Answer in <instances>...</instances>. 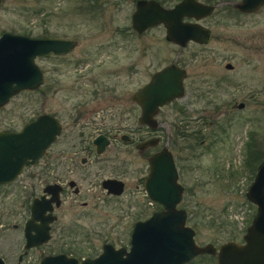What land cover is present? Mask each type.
<instances>
[{
	"label": "rangeland",
	"instance_id": "374dc122",
	"mask_svg": "<svg viewBox=\"0 0 264 264\" xmlns=\"http://www.w3.org/2000/svg\"><path fill=\"white\" fill-rule=\"evenodd\" d=\"M159 1L172 6L179 0ZM235 1L239 0L213 2L214 11L201 19L212 31L207 43L190 41L179 47L165 38L162 24L141 33L132 28L136 0H3L0 34L6 30L72 38L77 44L63 55L36 57L44 82L36 89L21 90L0 106V129H19L39 113H54L63 121L57 141L61 147L81 140L87 143L105 127L139 126L137 134L159 137L153 149L167 143L175 157L184 187L178 207L186 210V225L194 228L196 243L242 242L256 212L246 190L264 158V5L241 12L232 5ZM173 61L187 71L184 95L163 106L156 115L158 127L147 132L137 120L139 110H131L133 92ZM227 62L232 68H226ZM97 95L101 99L105 95L106 103L114 102L109 96H120L113 113L104 119L89 110L96 105ZM80 102L84 108L76 120ZM94 121H104L106 126H92ZM84 123L90 126L83 127ZM114 149L103 156L114 154ZM124 149L122 155L128 158L124 193L107 196L100 185L101 177L119 174L118 160L101 163L104 168L98 174V166L89 163L87 176L72 165L67 174L82 192L77 197L69 192L63 195L54 231L57 241L32 250L20 263L22 242L13 224L21 222L24 200L34 187L39 188L30 172L40 166L28 167L9 185L0 184V256L6 263L37 264L49 251L94 256L106 241L129 249L134 222L160 205L147 197L143 186L146 159L135 147ZM255 149L258 155L249 157ZM82 154H76L74 164ZM65 166L61 163L59 168ZM82 200L89 202L87 207L79 204ZM185 264L216 262L214 255L203 253Z\"/></svg>",
	"mask_w": 264,
	"mask_h": 264
},
{
	"label": "water",
	"instance_id": "95a60500",
	"mask_svg": "<svg viewBox=\"0 0 264 264\" xmlns=\"http://www.w3.org/2000/svg\"><path fill=\"white\" fill-rule=\"evenodd\" d=\"M232 5L241 12H253L264 5V0H239ZM215 6L202 0H179L172 6H164L159 0H136L131 26L141 33L162 24L165 38L179 47H185L190 41L207 43L212 31L200 21L210 15ZM76 44L77 40L72 38L33 37L3 31L0 34V106L21 90L36 89L43 83L37 56L63 55ZM231 67L230 62L226 63V68ZM185 77L186 69L175 61L153 72L150 79L133 93V99L141 107L138 122L156 129L160 107L184 95ZM239 106H243V102ZM60 130V121L49 112L39 113L17 130L0 129V184L15 180L24 165L36 163ZM126 137V134L122 135V138ZM157 141L158 137H152L137 146L142 149ZM92 142L96 152L101 153L110 140L101 133ZM148 163L143 186L147 197L160 207L134 223L129 249L107 242L94 257L79 260L59 253L44 256L39 264H185L203 253L214 255L216 264H264V158L257 164L246 190V197L256 205V212L246 227L243 241L229 239L218 245L196 243L194 228L186 225L187 212L178 207L184 187L178 180L175 159L168 144L152 153ZM102 185L113 194L123 190L122 181L115 178L104 179ZM60 188L58 184L47 185L44 191L51 193V197L34 198L31 204L33 218L40 215L35 208L43 206L44 202L59 203ZM29 246L30 242H27L25 247ZM0 264H6L2 256Z\"/></svg>",
	"mask_w": 264,
	"mask_h": 264
},
{
	"label": "flooded vegetation",
	"instance_id": "af4514ba",
	"mask_svg": "<svg viewBox=\"0 0 264 264\" xmlns=\"http://www.w3.org/2000/svg\"><path fill=\"white\" fill-rule=\"evenodd\" d=\"M225 66H226V64H225ZM42 72H43V82H44V70L43 69H42ZM186 77H187V71H186ZM183 83H184V81H183ZM184 89H185V86H184ZM109 97L114 102L106 103L105 95H104V99H101L98 95L95 96L94 98L96 100V105H93V107L90 108L89 110L94 112V113H97L100 116H102L103 119L106 118L107 114H112L113 113L112 112V110H113L112 108L115 107L114 104L116 102L120 101V96L119 95H115L113 97L109 96ZM132 99H133V95H132ZM132 103H133V108H132V104H131V110H133V111L134 110L135 111L139 110V114H140L141 107L139 106V104L134 99H133ZM80 104H81V102L77 105V107H79V108H78V111H77L76 120H78V118L80 116H82L81 114H82V110L84 108V105L82 106ZM163 106H165V105H163ZM163 106H161L160 109ZM238 106H239V104H238ZM160 109H159V111H160ZM133 111H131V112H133ZM53 115L61 123L60 133L56 137L55 141L52 142L46 148L44 153L39 157L38 161L36 163H33V164L24 165L21 173L19 174V175H21L22 172L25 169H27L28 167L40 166V169L38 171L35 170V171H31L30 172L32 177L37 178V180L39 181V183H40L39 184V188L37 189V188L34 187L33 190L31 191L30 195H28L27 198L24 200V207L22 208L23 209V216H21V219H20L21 222L13 224V228L16 229L17 231H19V236H20V239H21V242H22V250L17 255L18 263L22 262L23 257L24 256H28L29 253L32 250H34L36 248H41V247L46 246V245H48V244H50V243H52L54 241L55 242L57 241V236L54 235V231H55V228L57 227V224H58V221H59V218H60L59 214H58V208L60 207V205L62 203L63 195L69 192L72 195H74L75 197H77L82 192L81 187L77 183L76 179H74L73 177H70V175L67 174V172H72L73 171L72 165H74V167L80 169L79 171L81 173L84 172V174H85V173H89L90 172L89 163H93L94 162L95 165L98 166V169L95 171V173L98 174L104 168V167H102L104 164H101V163L107 162V161H113V160H118V162H121L120 168H118L119 174H117L116 176H103L100 179V185H101L102 189L104 190L105 194L107 196L115 197V196H119L122 193H124V191L127 188V182L125 180L124 173L126 172V167L125 166L127 165V159L128 158L126 156L122 155L124 147H130V146L131 147H135L137 149V151L141 153L142 157L146 159L147 169L149 170L148 157L152 153H154L157 150H160L164 146V144H163V146L161 148L153 149L152 147L156 146L157 143L159 142V137L158 136H152V135L151 136L150 135L146 136V135L137 134V132L139 130L138 129L139 126L134 127L132 125H126L123 128L115 127V126H111V127H107V128L105 127L104 129L98 131L93 136V138H94L98 134L102 133V134L106 135L109 138V140H110V142L106 145V147L104 148V150L101 153L96 152V145L92 142L93 138L90 141H88L87 143L84 140H81L78 145L69 144L67 146L64 145V146L58 147L57 146L58 145L57 141H58V139H59V137L61 135L62 129H63V121L60 118V116H58L57 114L53 113ZM137 120H138V117H137ZM84 124H86V125H83V127H86V126L89 127L90 126L89 123H84ZM97 124H103V125L106 126L104 121H103V123L102 122H95V121L91 123L92 126H96ZM142 125H144V124H142ZM144 126H146V125H144ZM146 127L149 129V130L147 129V132L150 131V130H155V129H150L148 126H146ZM6 130H17V129H6ZM123 134L127 135L126 139L122 138ZM152 137H158V141L155 144L147 145L146 147H144L142 149H140L137 146V144L139 142H143V141H145V140H147L149 138H152ZM53 145L57 146L58 148L56 147V150H53L50 153V148ZM112 147L115 148L114 149V151H115L114 154H112V155L110 154V156L104 157L103 155L105 153H107V152L110 153L111 152ZM148 147L149 148L151 147V148L148 149ZM78 152H83V154L79 156V159H78L79 163L78 164H74L77 161L76 154ZM90 154L94 155V157L91 158V159L88 156ZM42 159H44L46 161H49L50 164H42V162H41ZM71 162H72V164H71ZM61 163H65L66 164V166L64 167L63 170H61L59 168V165ZM148 170H147V173H148ZM18 176H17V178H18ZM84 176H87V174H85ZM106 178H115V179H118V180L122 181V183H123L122 192L119 193V194L109 193L106 190V188H104L103 185H102V181L104 179H106ZM144 179H145V177L142 178L143 182H144ZM15 180H13V181H11L9 183H2V184L9 185V184L13 183ZM50 184H58V185H60V187H61L60 190H59V199H60V201H59L58 204H56L55 201L44 202L43 206H39L38 208H35L36 212L40 213V215L38 217H34L33 218L32 217V206H31V204H32L34 198H39L40 199V198H42L44 196L45 199H48V198L51 197V193L44 191V188L47 185H50ZM79 204L82 205L83 207H87L89 202L87 200H82V201H79ZM132 229H133V227H132ZM131 232H132V230H131ZM130 237H131V235H130ZM42 238H44V239H42ZM27 242H30V246L29 247H25ZM107 242L108 241L103 242V244L107 243ZM129 242H130V240H129ZM109 243H111V242H109ZM103 244H102V246H103ZM101 251H102V249H101ZM59 253H65L68 256H74V257L78 258L79 260H81V259L88 258V257H94V256L98 255L100 252L98 254L94 255V256L78 257L76 255L68 254V253H66L64 251H49V252H46V253L44 252L38 258L37 264H39L40 260L44 256L56 255V254H59ZM3 259H4V257H3ZM4 261L6 263L5 259H4Z\"/></svg>",
	"mask_w": 264,
	"mask_h": 264
},
{
	"label": "trees",
	"instance_id": "16d2710c",
	"mask_svg": "<svg viewBox=\"0 0 264 264\" xmlns=\"http://www.w3.org/2000/svg\"><path fill=\"white\" fill-rule=\"evenodd\" d=\"M162 2L163 1H167V0H161ZM206 1H208V2H210V3H213V2H216V1H218V0H206ZM249 145V144H248ZM248 148H249V146H248ZM258 150H254V151H252V152H249V154H248V156L250 157H255V156H257L258 155V152H257ZM253 167V169H255V165L254 166H252ZM257 168V167H256Z\"/></svg>",
	"mask_w": 264,
	"mask_h": 264
}]
</instances>
